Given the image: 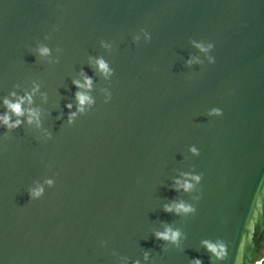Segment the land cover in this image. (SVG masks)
<instances>
[{
    "label": "water",
    "instance_id": "1",
    "mask_svg": "<svg viewBox=\"0 0 264 264\" xmlns=\"http://www.w3.org/2000/svg\"><path fill=\"white\" fill-rule=\"evenodd\" d=\"M261 249L264 0H0V264Z\"/></svg>",
    "mask_w": 264,
    "mask_h": 264
},
{
    "label": "clouds",
    "instance_id": "2",
    "mask_svg": "<svg viewBox=\"0 0 264 264\" xmlns=\"http://www.w3.org/2000/svg\"><path fill=\"white\" fill-rule=\"evenodd\" d=\"M43 51H44V53H47V49H44ZM100 66H101V68H105V67H106V66L103 64L102 61L100 62ZM88 83L90 84L91 81H88ZM78 98L80 99L81 103H83V102L87 99L86 97H84V96H82V95H79V94H78ZM9 107H10L15 113H17V114H20V113H21V106H20V104L9 105ZM4 123H5V124L8 123V119H7V118H5ZM186 187H190V186H186ZM36 195H39V193H36ZM179 209H183L184 211H190V209L184 208V205H180V206H179ZM165 210H166V211H171L170 208H166ZM178 235H179L178 233H171V239H172V240H176V238H177ZM158 238L167 240V239H169V235L166 234V233H162V234H159V235H158ZM208 248H209V251L213 252V254H216L217 249H216L215 246H213V245H209ZM196 264H200V261H197ZM254 264H264V249H261L260 254H259V257H258V259L254 262Z\"/></svg>",
    "mask_w": 264,
    "mask_h": 264
}]
</instances>
